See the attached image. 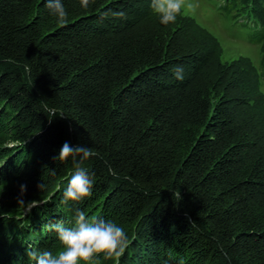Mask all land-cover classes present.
Masks as SVG:
<instances>
[{"label":"trees","instance_id":"trees-1","mask_svg":"<svg viewBox=\"0 0 264 264\" xmlns=\"http://www.w3.org/2000/svg\"><path fill=\"white\" fill-rule=\"evenodd\" d=\"M223 2L256 25L264 64V0ZM62 3L64 26L44 0H0V264H31L29 246L55 253L45 226L76 208L125 230L119 264H264L259 69L221 63L202 25L182 11L163 25L151 0ZM66 141L95 152L79 204L60 202L75 171L53 159Z\"/></svg>","mask_w":264,"mask_h":264},{"label":"clouds","instance_id":"clouds-1","mask_svg":"<svg viewBox=\"0 0 264 264\" xmlns=\"http://www.w3.org/2000/svg\"><path fill=\"white\" fill-rule=\"evenodd\" d=\"M186 5V0H151L150 8L153 14L160 18V23L168 25L176 21L182 8ZM44 6L49 10V14L54 16L60 26H64L69 21V13L64 7L62 0H44ZM90 0H80V7L87 9ZM191 7V5H188ZM26 70L27 65L25 66ZM174 76L177 80L183 79V67L174 68ZM95 155L93 149L84 145L72 146L67 141L60 148L59 154L54 156L55 161L65 162L72 158L75 171L68 181L67 188L63 191L61 204L73 202L81 203L89 197L92 192L93 178L83 167L85 161ZM77 157L79 159H77ZM108 172L115 176V170L109 165ZM43 186L40 185V188ZM26 185L20 186V195L23 196ZM176 199L180 198L179 192H175ZM39 202L31 201L24 204L18 198V205L30 211L37 207ZM49 231L56 233L60 247L55 253L52 251H41L29 246L25 250V255L31 264H94V258L103 254L106 258H119L127 249V236L125 230L111 220L89 218L84 211L79 208L74 210L71 223L59 220L45 226ZM182 264V262H181Z\"/></svg>","mask_w":264,"mask_h":264},{"label":"rangeland","instance_id":"rangeland-1","mask_svg":"<svg viewBox=\"0 0 264 264\" xmlns=\"http://www.w3.org/2000/svg\"><path fill=\"white\" fill-rule=\"evenodd\" d=\"M222 4L223 0H186V5L181 11L193 17L217 39L221 63L230 64L239 59L249 58L259 69L264 80L261 48L251 44L252 37L257 32L256 25L246 18L232 19L231 15L220 10ZM262 91L264 93V81Z\"/></svg>","mask_w":264,"mask_h":264}]
</instances>
